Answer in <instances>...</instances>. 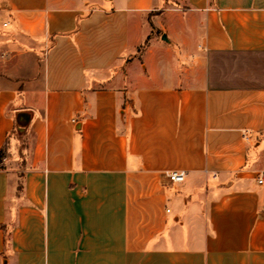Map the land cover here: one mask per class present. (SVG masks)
I'll return each instance as SVG.
<instances>
[{"label": "crops", "instance_id": "1", "mask_svg": "<svg viewBox=\"0 0 264 264\" xmlns=\"http://www.w3.org/2000/svg\"><path fill=\"white\" fill-rule=\"evenodd\" d=\"M6 144L0 264H264V0H0Z\"/></svg>", "mask_w": 264, "mask_h": 264}, {"label": "built area", "instance_id": "2", "mask_svg": "<svg viewBox=\"0 0 264 264\" xmlns=\"http://www.w3.org/2000/svg\"><path fill=\"white\" fill-rule=\"evenodd\" d=\"M3 24L6 25L5 22ZM165 176L172 183H181L184 181L186 173L180 170H170L165 173ZM258 182L264 184V179L260 177Z\"/></svg>", "mask_w": 264, "mask_h": 264}, {"label": "rangeland", "instance_id": "3", "mask_svg": "<svg viewBox=\"0 0 264 264\" xmlns=\"http://www.w3.org/2000/svg\"><path fill=\"white\" fill-rule=\"evenodd\" d=\"M16 144H17L18 147L20 146L19 141H18ZM7 145H8V144H6V146H5V152L0 154V161H1V162H3V160H5V159H3V155H6L7 152H8V151L6 150V148L8 147ZM18 155H19V154H18V152H17L16 157H12V158H10V160H11L16 166L20 164V158H19ZM8 160H9V159H8ZM11 161H10V162H11ZM4 162H5V161H4ZM17 175H18V183L21 185V188H22V183H23V181H24V179H23L24 172H23L21 169H18V173H17ZM19 190H20V187H19Z\"/></svg>", "mask_w": 264, "mask_h": 264}, {"label": "water", "instance_id": "4", "mask_svg": "<svg viewBox=\"0 0 264 264\" xmlns=\"http://www.w3.org/2000/svg\"><path fill=\"white\" fill-rule=\"evenodd\" d=\"M163 38H165V35L162 36ZM29 120V115L26 112H20L19 114H17L16 116V124L18 126V128H23L27 125Z\"/></svg>", "mask_w": 264, "mask_h": 264}]
</instances>
